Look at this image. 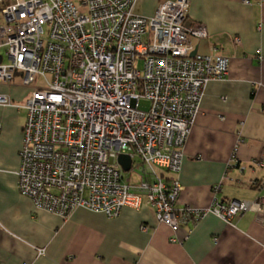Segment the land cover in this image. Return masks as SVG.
I'll return each instance as SVG.
<instances>
[{"label": "built area", "instance_id": "built-area-1", "mask_svg": "<svg viewBox=\"0 0 264 264\" xmlns=\"http://www.w3.org/2000/svg\"><path fill=\"white\" fill-rule=\"evenodd\" d=\"M135 2L0 0V83L18 75L30 88L23 103L0 93V105L26 110L20 193L63 217L81 207L114 218L144 196L173 230L206 211L226 222L253 211L264 222V197L176 206L203 90L227 74L230 59L190 55L192 38L207 30L187 22V0H164L151 16L137 14ZM121 154L129 170L141 165L139 182L124 179Z\"/></svg>", "mask_w": 264, "mask_h": 264}, {"label": "crops", "instance_id": "crops-1", "mask_svg": "<svg viewBox=\"0 0 264 264\" xmlns=\"http://www.w3.org/2000/svg\"><path fill=\"white\" fill-rule=\"evenodd\" d=\"M164 0H136L151 16ZM199 54L229 57L210 80L183 147L177 207L264 197V0H187ZM238 40V41H236ZM30 88L16 75L0 93L23 103ZM26 110L0 105V264H264V222L245 211L226 222L211 211L173 230L141 197L117 217L77 208L68 216L37 209L18 189ZM42 248V252H40Z\"/></svg>", "mask_w": 264, "mask_h": 264}, {"label": "rangeland", "instance_id": "rangeland-1", "mask_svg": "<svg viewBox=\"0 0 264 264\" xmlns=\"http://www.w3.org/2000/svg\"><path fill=\"white\" fill-rule=\"evenodd\" d=\"M74 5L80 7L81 5V0H70ZM1 52H3V48H1L0 50ZM138 66L141 67V61L137 62ZM148 102L146 101H141V107L147 108L148 107ZM133 160H135V162L138 164L137 158H133ZM124 179L130 183L133 182H139L141 180V165H137L135 167H133V169L125 171L123 170L122 172Z\"/></svg>", "mask_w": 264, "mask_h": 264}, {"label": "water", "instance_id": "water-1", "mask_svg": "<svg viewBox=\"0 0 264 264\" xmlns=\"http://www.w3.org/2000/svg\"><path fill=\"white\" fill-rule=\"evenodd\" d=\"M196 53H197V50H196V48H194V49L192 50V52H191L190 55L193 56V55L196 54ZM119 162H120L121 166L123 167V169H124L125 171H128V170H129L130 165H131V158H130L129 155L121 154V155L119 156Z\"/></svg>", "mask_w": 264, "mask_h": 264}]
</instances>
